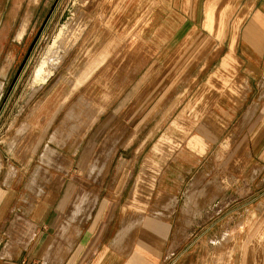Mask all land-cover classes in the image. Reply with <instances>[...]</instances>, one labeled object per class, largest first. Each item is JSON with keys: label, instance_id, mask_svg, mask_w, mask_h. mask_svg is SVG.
<instances>
[{"label": "rangeland", "instance_id": "obj_1", "mask_svg": "<svg viewBox=\"0 0 264 264\" xmlns=\"http://www.w3.org/2000/svg\"><path fill=\"white\" fill-rule=\"evenodd\" d=\"M263 6L264 0H0V260L13 258L24 214L43 211L40 195L71 198L64 237L71 219L86 215L100 195L119 197L115 190L125 183L150 194L160 183L168 195L161 202L174 218L163 264H264ZM64 21L81 24L79 34L48 79L33 83ZM23 26L26 37L19 39ZM229 53L231 66L223 69ZM87 89L89 97L70 95ZM87 108L97 123L78 137L73 132L85 128ZM210 119L220 128L213 137L201 131ZM40 183L64 190L43 192ZM14 258L22 264L24 255Z\"/></svg>", "mask_w": 264, "mask_h": 264}, {"label": "crops", "instance_id": "obj_2", "mask_svg": "<svg viewBox=\"0 0 264 264\" xmlns=\"http://www.w3.org/2000/svg\"><path fill=\"white\" fill-rule=\"evenodd\" d=\"M231 57V53L224 57L223 69L231 66ZM106 61L107 58L101 62ZM86 82L84 81L80 86L85 85ZM56 85H59L58 78ZM78 91L75 90L70 95L73 96L75 93L78 96L83 94L89 97L88 89L83 93ZM27 95L28 91L24 92L23 105L28 100ZM88 100L94 102L92 99ZM80 109L81 106L75 111ZM87 111V114L85 113L86 122L81 124L85 128L80 130L78 126L79 129L73 132L78 137L90 134L91 129L96 126L93 111L90 109ZM30 125L32 126V123ZM31 129L36 130L37 128ZM35 132L37 135L54 136L56 134L54 130L52 134L51 131H41L39 128ZM125 184L121 185L118 190L116 183L106 186L110 188L109 192L116 188L115 191L119 192V197H111L110 194L100 195L86 215L77 220L76 218L71 219V227L67 229L64 237L61 236L62 226L66 224L63 211L73 206L71 198L65 193L61 198L58 195L54 197L47 194L40 195L37 205L43 211L39 209L34 215L24 214L20 220L22 226L14 237L16 242L17 240L19 242L18 246L21 245V247L14 246L11 249L13 258L0 260V264H21L14 258L17 254L24 255L22 264H163L165 251L172 237L174 222L173 213L164 207L160 199L162 193L164 201L168 198V195H164L166 189L162 188L160 183H156L148 194L143 189L138 191L136 185L135 189H129L133 191L129 192L127 198H123L124 192L129 191ZM37 185V190L43 192L64 190L63 186L57 184L53 187L43 185V183ZM136 192H140L139 199L135 198ZM55 238L57 239L55 250L47 258L46 254ZM63 238L67 240L63 241ZM69 239L73 241L68 245ZM19 240L23 242L20 244ZM65 245L68 247L66 252L64 251Z\"/></svg>", "mask_w": 264, "mask_h": 264}, {"label": "bare ground", "instance_id": "obj_3", "mask_svg": "<svg viewBox=\"0 0 264 264\" xmlns=\"http://www.w3.org/2000/svg\"><path fill=\"white\" fill-rule=\"evenodd\" d=\"M213 9V8H212ZM212 9L209 8L207 11V20L206 24L211 26L212 24ZM79 23L72 24L71 22H62L61 25L57 27V30L54 33V36L50 40L47 51L44 56H41L35 68V77L33 78V83L42 84L48 77L52 74V65H55L60 58H62L63 50H68L76 36L79 34L80 30ZM75 36V37H74ZM74 37V38H73ZM206 45V44H205ZM207 47V46H206ZM64 52V51H63ZM2 87V81L0 79V90ZM38 86H34L35 90ZM219 125L213 122L212 119L207 120L202 126L201 131L206 135L211 137L219 134ZM200 135H195L193 137V142L199 143L201 141ZM199 145V144H198ZM201 149V148H200Z\"/></svg>", "mask_w": 264, "mask_h": 264}, {"label": "flooded vegetation", "instance_id": "obj_4", "mask_svg": "<svg viewBox=\"0 0 264 264\" xmlns=\"http://www.w3.org/2000/svg\"><path fill=\"white\" fill-rule=\"evenodd\" d=\"M25 30H27V28L25 29V26H23L21 29H20V31H23V34L21 35V36H19V33H18V38L19 39H24L25 37H26V32H25ZM19 31V32H20ZM36 36H37V34H36ZM35 39H36V37H34L32 40H31V44H30V49H31V47H32V43L35 41ZM27 54V53H26ZM26 59H27V56L26 57H24V59H23V61H22V63H21V65H20V67H19V71H18V73L20 72V70L23 68V66H24V64H25V62H26ZM35 70V69H34Z\"/></svg>", "mask_w": 264, "mask_h": 264}]
</instances>
